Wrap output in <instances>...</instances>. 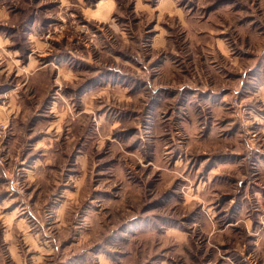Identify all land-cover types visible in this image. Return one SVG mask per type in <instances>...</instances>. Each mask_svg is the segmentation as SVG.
<instances>
[{"label": "rangeland", "instance_id": "374dc122", "mask_svg": "<svg viewBox=\"0 0 264 264\" xmlns=\"http://www.w3.org/2000/svg\"><path fill=\"white\" fill-rule=\"evenodd\" d=\"M0 264H264V0H0Z\"/></svg>", "mask_w": 264, "mask_h": 264}, {"label": "crops", "instance_id": "0c3cea01", "mask_svg": "<svg viewBox=\"0 0 264 264\" xmlns=\"http://www.w3.org/2000/svg\"><path fill=\"white\" fill-rule=\"evenodd\" d=\"M94 16H96V15H94ZM42 48H45L44 47V45L45 44H43L42 43ZM34 47H35V50H38L39 51V49H40V43H34ZM43 50H45V49H43ZM34 51V50H33ZM33 53V52H32ZM37 58L38 57H36L35 55H33V54H31V55H29V58H28V66H29V68H30V76H32L33 78L35 77V74H39V72H38V70H40L39 69V66L37 65L38 64V60H37ZM27 68V67H26ZM29 76V77H30ZM13 247L15 248V244H13Z\"/></svg>", "mask_w": 264, "mask_h": 264}]
</instances>
